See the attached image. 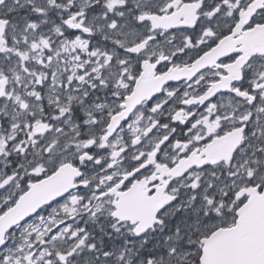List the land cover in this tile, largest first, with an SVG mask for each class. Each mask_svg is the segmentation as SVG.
<instances>
[{"label":"snow or ice","instance_id":"snow-or-ice-1","mask_svg":"<svg viewBox=\"0 0 264 264\" xmlns=\"http://www.w3.org/2000/svg\"><path fill=\"white\" fill-rule=\"evenodd\" d=\"M0 264H264V0H0Z\"/></svg>","mask_w":264,"mask_h":264}]
</instances>
